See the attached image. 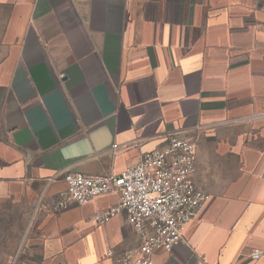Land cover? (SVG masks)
<instances>
[{
    "label": "crops",
    "instance_id": "crops-1",
    "mask_svg": "<svg viewBox=\"0 0 264 264\" xmlns=\"http://www.w3.org/2000/svg\"><path fill=\"white\" fill-rule=\"evenodd\" d=\"M171 134L208 200L154 264H264V0H0V264H122L117 192L50 208Z\"/></svg>",
    "mask_w": 264,
    "mask_h": 264
},
{
    "label": "built area",
    "instance_id": "built-area-1",
    "mask_svg": "<svg viewBox=\"0 0 264 264\" xmlns=\"http://www.w3.org/2000/svg\"><path fill=\"white\" fill-rule=\"evenodd\" d=\"M118 145L112 147L116 154ZM196 143L179 134H171L166 142L145 153L135 165L118 175H88L71 171L64 176L66 192L56 198L50 208L60 212L70 204H83L115 191L118 208L106 217L122 212L139 237L136 248L127 250L122 264H154L160 252L172 253L183 241L187 225L195 219L208 200L198 186ZM104 217L96 215V222ZM263 255L253 251L252 258Z\"/></svg>",
    "mask_w": 264,
    "mask_h": 264
}]
</instances>
